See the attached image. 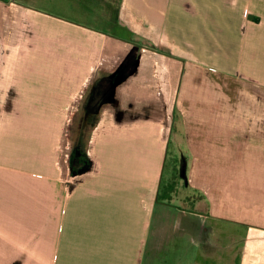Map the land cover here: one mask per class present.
Returning <instances> with one entry per match:
<instances>
[{"label":"crops","instance_id":"0c3cea01","mask_svg":"<svg viewBox=\"0 0 264 264\" xmlns=\"http://www.w3.org/2000/svg\"><path fill=\"white\" fill-rule=\"evenodd\" d=\"M36 1L0 0V264H264V0ZM134 48L79 167L73 102ZM172 139L203 207L158 197Z\"/></svg>","mask_w":264,"mask_h":264},{"label":"rangeland","instance_id":"374dc122","mask_svg":"<svg viewBox=\"0 0 264 264\" xmlns=\"http://www.w3.org/2000/svg\"><path fill=\"white\" fill-rule=\"evenodd\" d=\"M34 3L46 10L63 14L67 18L82 21L94 27H108L109 14L104 10L105 0H37ZM101 14L103 17H101ZM122 30H124L123 27L121 25L118 26V31ZM54 71H57V69ZM105 79L102 77L94 86L91 84L83 96L73 102L72 110L78 108V111L76 110L73 114L70 113L69 121L67 122L62 153L71 152L73 158L76 159V165L79 167H83L86 164L85 141L87 131L94 123L97 110L101 104L110 97L109 85L106 89L101 90L102 86L105 85ZM187 169L188 163L185 148L182 144L176 145V142L172 139L160 184L159 197L172 202L176 201L184 206H187L186 204L189 201L191 205H194L191 201H196L198 204L201 202V207H203L201 195L188 189ZM193 241L189 246L200 251L198 236H194ZM196 264H199V262H196Z\"/></svg>","mask_w":264,"mask_h":264},{"label":"trees","instance_id":"16d2710c","mask_svg":"<svg viewBox=\"0 0 264 264\" xmlns=\"http://www.w3.org/2000/svg\"><path fill=\"white\" fill-rule=\"evenodd\" d=\"M136 49L134 48L131 52H129L126 56V58L124 59V61L122 62V64L117 68L116 71H114L113 73L107 74L104 76L105 79V85L102 86L101 90L106 89V87L109 85L110 89L112 87V85L115 83L116 80L122 78L123 76H125L127 73H129L133 67V59L136 56ZM86 158V156H85ZM158 197H159V193H158Z\"/></svg>","mask_w":264,"mask_h":264}]
</instances>
